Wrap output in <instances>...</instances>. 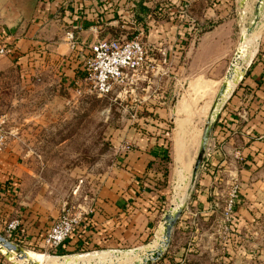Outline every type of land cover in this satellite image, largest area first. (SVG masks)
<instances>
[{
  "label": "rangeland",
  "instance_id": "rangeland-1",
  "mask_svg": "<svg viewBox=\"0 0 264 264\" xmlns=\"http://www.w3.org/2000/svg\"><path fill=\"white\" fill-rule=\"evenodd\" d=\"M20 1L0 0V27L7 31L4 34L11 33L17 21L23 29L29 20L30 8L21 7ZM254 2L244 3V11L253 14ZM203 6L201 4L200 8ZM201 9L197 10L200 12ZM257 14L261 22L264 7ZM213 25L208 21L194 24L190 36L185 34L186 40L181 43L178 50L180 54L174 62V47L169 49L165 45L171 43V39L165 37L163 47H159L145 38L147 44L157 46L151 54L157 58L165 57L166 63L148 74L149 83L138 81L132 93L117 90L100 99L89 92L84 82L74 85L76 90L74 87L73 90H66L59 85L62 57L54 51H48L39 59L26 58L23 63L7 60L5 57L10 58L9 55L1 56L0 118L4 121L7 134L4 150L14 156L16 165L12 177L14 181L10 178L0 181L1 185H8V182L15 184L11 195L14 210L4 221H23L27 228V233L23 231V238L28 241L26 237H32L34 233H31V229L37 225L48 228L64 212L71 215L87 212L97 190L121 180L125 166L124 153L132 148L131 142L145 136L152 138L155 144L160 142L164 154L168 155V162L155 161L146 182L153 187L156 182L165 181V189L159 191L164 198V209H176L178 206L182 209L180 222L173 228L170 241L163 248L162 254L165 253L166 257L162 263L157 259H148L146 263L171 264L172 260V264H264V225L259 230V243L249 234L248 242L242 244L238 232L234 230V220L224 221L223 218L227 203L233 199L236 207V200L240 197V154H233L229 169L218 170L217 177L213 174L216 177L214 191L207 195L211 212L203 214L198 201L191 200L193 195H197L200 175L209 168V156L215 149L208 140L211 131L203 146L201 138L207 123H211V129L215 123L218 124L214 113L223 99L217 100V93L229 68L237 67L245 37L257 29L252 26L244 30L243 44L242 35H234V45L229 51L225 67L220 69L222 73H219L218 67L191 66L188 55L185 57L184 54L190 37H195L197 42V38ZM22 29L16 28L14 32L21 34ZM128 37L132 35L129 33ZM186 122V135L192 141L190 177L176 206L174 198L179 190L174 187L177 166L174 137L180 132L182 123ZM200 151L202 158L192 178L193 166ZM235 207L233 219L237 213ZM159 225L161 222L158 221L141 242L123 243L119 251L103 248L86 254L76 252L58 256L55 250L42 246L39 250L26 249L36 253L40 264H52L46 261L49 257H70L74 259L70 264H103L99 260L82 262L78 258L86 259L88 255L98 252L118 255L136 253L155 239ZM161 227L163 229V222ZM2 231L3 227L0 226L1 234ZM115 259L118 258L112 257L110 264H129V260H123L125 258L120 259L123 263Z\"/></svg>",
  "mask_w": 264,
  "mask_h": 264
},
{
  "label": "crops",
  "instance_id": "crops-1",
  "mask_svg": "<svg viewBox=\"0 0 264 264\" xmlns=\"http://www.w3.org/2000/svg\"><path fill=\"white\" fill-rule=\"evenodd\" d=\"M253 2L200 0L182 6L180 0H39L33 11L29 9L30 17L23 29L19 21L8 34H4L7 31L0 27V46L6 43L5 46L11 52L10 58H5L15 63H23L26 58L39 59L48 51L60 54L62 62L58 83L66 90H73L74 85L83 83V55L80 51L86 44L105 38L128 36L129 33L132 35L136 29H143L147 42L159 47H163L165 37L172 40L165 45L169 49L174 47V62L180 54L178 50L181 43L186 40L185 34L190 36L194 24L208 21L215 25L202 33L197 42L195 37H190L184 54L185 57L188 55L191 66L218 67L217 71L222 73L220 69L225 67L229 51L234 45V35L241 34L244 41V30L252 26L259 30L264 25V18L260 22L257 14L264 7V1L257 7L258 0H255L253 14L243 9L244 3ZM201 4L204 5L202 9ZM16 28L22 29L21 34L14 32ZM67 31L73 32L77 49H72L67 42ZM236 64L235 69L229 68L234 72L232 76L235 75L231 76L234 86L226 91L214 113L218 124L212 123L211 129L210 123L208 140L215 149L209 156V168L200 175L196 200L203 214L212 211L207 195L211 191L213 193L219 171L229 169L233 154H240L238 173L241 192L235 207L234 230L238 232L242 244L248 242L249 234L259 243V230L264 225V26L253 44L241 46ZM131 144L132 148L124 153L125 168L121 180L97 190L91 208L84 213L90 214L82 230V237L89 246L97 244L107 251H119L125 242H141L158 221L161 222L159 226H162L164 214L168 210L163 209V206L159 208L158 201L150 193L153 187L146 181L138 180L147 162L153 159L151 155H162V144H155L152 138L145 136H140ZM14 161V156L7 150L0 153V181L14 179ZM202 185L209 187L204 188ZM8 190L7 194L12 195L14 189L8 187ZM1 195L3 191H0V199ZM3 198L0 201L1 227L14 210L12 201L7 196ZM46 229L37 225L31 229V233L40 234ZM26 239L31 241L34 238L27 236ZM72 249V246H67V250ZM0 264L14 263L0 253Z\"/></svg>",
  "mask_w": 264,
  "mask_h": 264
},
{
  "label": "built area",
  "instance_id": "built-area-1",
  "mask_svg": "<svg viewBox=\"0 0 264 264\" xmlns=\"http://www.w3.org/2000/svg\"><path fill=\"white\" fill-rule=\"evenodd\" d=\"M196 1L200 0H189L183 6ZM65 36L70 47L77 49L73 32L67 31ZM145 36L143 29H136L132 37L105 38L82 47L83 50L81 49L80 52L83 55V82L88 86L90 93L97 98H102L117 90L132 93L138 81L146 83L151 81L148 74L154 69L158 70L161 64L166 63V58H157L151 54L154 49H157V46L147 44L144 40ZM10 52L5 45L0 46L1 56L9 55ZM161 56L164 54L161 53ZM3 124L4 121L0 118V153L4 151L7 140ZM129 148L130 146L127 144V149L129 150ZM234 207V200L231 199L224 211V221L233 220ZM83 215L84 213L81 212L76 215H71L69 212L62 213L56 222L40 234L38 247L57 249L75 230ZM19 224L20 221L17 219L5 222L2 235L15 242L12 239L14 233L18 231ZM19 235L23 238L22 231L19 232Z\"/></svg>",
  "mask_w": 264,
  "mask_h": 264
},
{
  "label": "bare ground",
  "instance_id": "bare-ground-1",
  "mask_svg": "<svg viewBox=\"0 0 264 264\" xmlns=\"http://www.w3.org/2000/svg\"><path fill=\"white\" fill-rule=\"evenodd\" d=\"M263 26L264 25L260 26L261 28H259V30L253 31L251 34L246 36L243 45L246 46L248 44H253L254 41L258 39V37L260 35V31H261ZM234 76H232V77H234ZM232 83H233V80L230 81L229 86L232 87ZM187 124H188V122H186L185 124L182 123V125L180 127L181 128L180 132H177L175 137H174V147H175V153H176L175 160L177 163V166L175 168V185H174V187L179 190L177 196L174 198V200H175L174 205H176V206H178L179 200L181 199L184 190L187 188V186L189 184V177H190V175H189V168H190L189 155H190V147H191L192 141H191V139H189V135H186V131H187L186 125ZM175 191H177V190H175ZM163 242H164L163 229H162V227H160L158 234L155 237V239L152 242H150V244H147V246L143 247L140 251H138L136 253H132L130 255H126V254L125 255H121V254L118 255V254H112L109 252H98L95 254L88 255L87 258L85 257L86 259H82V258H78V259H79V261H82V262H91V261L99 260L103 264H110V262L112 261V257L116 256V258H118V259H115V260L120 261V259L125 258L123 260L125 262L129 260L128 261L129 264H134L135 262H137L138 264H142V262H143L142 260L144 258H149V256L152 254V251H155L160 246H162ZM73 260L74 259H72L70 257H65V258H63V257L62 258L49 257V258H47L46 261L49 263H52V264H70V262ZM115 260H114V262H115ZM120 262H122V260Z\"/></svg>",
  "mask_w": 264,
  "mask_h": 264
},
{
  "label": "trees",
  "instance_id": "trees-1",
  "mask_svg": "<svg viewBox=\"0 0 264 264\" xmlns=\"http://www.w3.org/2000/svg\"><path fill=\"white\" fill-rule=\"evenodd\" d=\"M181 3L180 5H184L186 4L189 0H180ZM110 95V94H109ZM108 96V95H107ZM96 97V96H95ZM106 97V96H104ZM102 97V98H104ZM97 98V97H96ZM100 99V98H98ZM153 157V159L149 160L146 164V168L144 170V172L142 173V175L138 178V180L140 182H144L147 180V176H148V172L151 170L152 165L155 163V161H167L168 162V155L163 154L159 155V154H154L151 155ZM125 168V166H124ZM9 184H2L1 185V190H3V195H1V199L0 201H2L4 198V196H7V198L9 200L12 201L11 195L7 194L9 192L8 187H10L11 183L8 182ZM1 184V183H0ZM15 184H12V186L10 188H14ZM165 181H163L162 183L160 182H156L155 185L153 186L152 189H150V193H152L153 196H155V199L161 204L159 206V208L161 209L163 206H165L164 203V198L162 197V194L159 193V191L164 190L165 188ZM132 186V183H131ZM8 191V192H7ZM196 199V195H193L191 197V200ZM5 201V200H4ZM190 203V202H189ZM89 215L90 214H85L82 216V219L80 221V223L78 224V226L75 228V230L67 237V239L57 248L55 249V255L58 256H66V255H70L76 252H80V253H87L91 250H96V249H103L104 247L99 246L97 244H94L93 246H89V244L87 243L86 239L82 237L83 235V225H85L88 220H89ZM177 225V224H176ZM25 224L23 221H20L19 227H18V231L16 233H14L13 235V239L15 242L21 244L24 247H27L29 249H40V247H38L39 241H40V234H33L31 238H34L31 241H27L25 239L22 238V236L19 235V232H26L27 228H25ZM27 233V232H26ZM31 242V243H30ZM67 246H72L73 249L72 250H67ZM166 257V254H162L157 261H159V263H162V260ZM171 264H172V260H170ZM175 264V263H174ZM177 264V263H176Z\"/></svg>",
  "mask_w": 264,
  "mask_h": 264
},
{
  "label": "water",
  "instance_id": "water-1",
  "mask_svg": "<svg viewBox=\"0 0 264 264\" xmlns=\"http://www.w3.org/2000/svg\"><path fill=\"white\" fill-rule=\"evenodd\" d=\"M39 0H29L30 3V11H33L35 8V5L37 4ZM263 0H258L257 7L260 6L261 2ZM243 40V37L241 38ZM231 74L232 71L229 70L228 74L226 75L225 79L223 80L221 87L219 89V92L217 93L216 99H222L225 95L226 91L228 90V84L231 81ZM210 131V122L207 123L204 127V131L201 138V146L205 144L206 136L208 132ZM202 158V152L200 151L197 154V158L195 160L193 170H192V178L195 177L199 164ZM181 207L178 206L176 209L168 210L163 217V238L164 242L162 246H160L157 250L152 251V254L149 256V258L143 259V264H147L146 261L148 259L156 260L162 255L163 248H165L171 237V232L175 225L177 224L180 214H181ZM0 253L3 254L7 259L12 260L14 264H40V259L38 258L36 253H33L32 251L27 250L22 245L15 243L11 240H8L6 237H4L0 233Z\"/></svg>",
  "mask_w": 264,
  "mask_h": 264
},
{
  "label": "flooded vegetation",
  "instance_id": "flooded-vegetation-1",
  "mask_svg": "<svg viewBox=\"0 0 264 264\" xmlns=\"http://www.w3.org/2000/svg\"><path fill=\"white\" fill-rule=\"evenodd\" d=\"M20 3H21L20 4L21 7H24V8H26L27 6L29 7V0H21Z\"/></svg>",
  "mask_w": 264,
  "mask_h": 264
}]
</instances>
